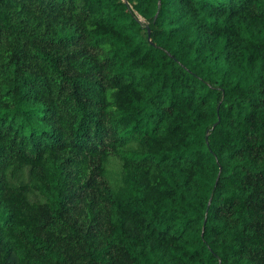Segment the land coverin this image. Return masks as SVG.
Segmentation results:
<instances>
[{"label": "trees", "instance_id": "16d2710c", "mask_svg": "<svg viewBox=\"0 0 264 264\" xmlns=\"http://www.w3.org/2000/svg\"><path fill=\"white\" fill-rule=\"evenodd\" d=\"M0 264H264V0H0Z\"/></svg>", "mask_w": 264, "mask_h": 264}]
</instances>
